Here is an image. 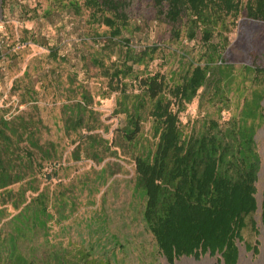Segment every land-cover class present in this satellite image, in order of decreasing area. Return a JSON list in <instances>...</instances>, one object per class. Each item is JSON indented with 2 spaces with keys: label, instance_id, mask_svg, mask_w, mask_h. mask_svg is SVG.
Masks as SVG:
<instances>
[{
  "label": "rangeland",
  "instance_id": "rangeland-1",
  "mask_svg": "<svg viewBox=\"0 0 264 264\" xmlns=\"http://www.w3.org/2000/svg\"><path fill=\"white\" fill-rule=\"evenodd\" d=\"M85 1L0 0V147L4 154L16 150L20 156L14 159L19 179L0 188V261L51 264L52 249L72 245L113 264H171L145 221L146 196L134 159L153 156L156 124L146 117L136 143L120 139L127 116L117 107L119 93L110 91L93 58L111 67L123 60L127 47L137 52L158 47L136 69L164 73L178 83L192 68L191 59H200L202 36L191 40L184 32L176 40L152 0H126L128 22L111 40V28ZM246 2L237 15L213 27L224 65L215 57L209 83L176 110L186 134L194 125L200 128L205 117L221 123L235 119L252 130L260 157L258 210L246 218L236 264H264V21L247 16ZM52 48L57 55H51ZM252 110L259 112L256 118ZM24 122L32 124L31 132L38 128L40 150L27 136L16 144L11 126L18 131ZM3 136L9 139L4 142ZM19 148H29L45 165L57 163L54 178L43 174L52 173L51 167L38 171ZM173 264L226 263L220 254L207 253L199 259L182 256Z\"/></svg>",
  "mask_w": 264,
  "mask_h": 264
},
{
  "label": "trees",
  "instance_id": "trees-1",
  "mask_svg": "<svg viewBox=\"0 0 264 264\" xmlns=\"http://www.w3.org/2000/svg\"><path fill=\"white\" fill-rule=\"evenodd\" d=\"M241 1L152 0L157 13L171 27L172 38L178 40L184 32L191 40L199 33L202 36L204 51L200 59L197 62L191 59L192 68L180 76L178 83L169 80L164 73L145 74L136 69L145 64L147 58L152 59L151 54L158 47L145 48L141 52L127 47L123 60L111 67H105L100 58H93L94 64L103 68L110 91L119 93L117 107L127 116L120 139L136 143L146 117L156 124L159 140L153 156L139 154L134 159L138 186L146 196L145 221L161 253L171 264L182 256L199 259L207 253L220 254L226 264H236L237 242L245 241L242 232L247 225L246 218L258 210L256 182L260 157L252 130L239 125L235 119L221 123L205 117L201 119L200 128L194 125L186 134L176 110L191 103L209 83L215 57L224 65L221 47L213 43V27L227 16L237 15ZM85 3L100 16L105 26L111 28V40L121 34V27L129 17L126 0H86ZM71 5L79 10L75 2ZM245 9L249 18L264 21V0H247ZM121 42L129 46V42ZM52 54L57 55L55 48L51 49ZM255 97L259 100L260 94ZM258 114L254 110L250 116L256 118ZM77 117L82 120L80 112ZM14 126L13 123L11 131L17 132L14 134L19 140L16 144L27 136V140L36 143L33 148L40 150L36 136L38 128L31 132L32 124L25 123L19 126V132ZM1 139L6 142L9 138L3 136ZM15 151H4L5 154L9 152L4 158L0 147V188L14 184L20 177L14 163L18 155ZM18 151L38 171L51 167L52 173L43 174L48 180L54 178L57 163L51 161L45 165L36 161L35 152L29 148ZM262 210L264 218V201ZM246 246L250 248L248 243ZM0 264L8 263L0 261ZM51 264L113 263L94 257L85 246L71 245L52 249Z\"/></svg>",
  "mask_w": 264,
  "mask_h": 264
}]
</instances>
